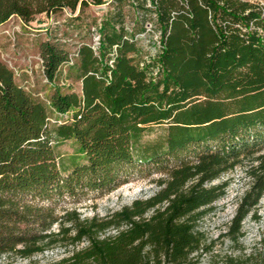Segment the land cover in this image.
Masks as SVG:
<instances>
[{
    "label": "trees",
    "instance_id": "obj_1",
    "mask_svg": "<svg viewBox=\"0 0 264 264\" xmlns=\"http://www.w3.org/2000/svg\"><path fill=\"white\" fill-rule=\"evenodd\" d=\"M103 5L113 9L89 15ZM41 14L42 87L0 55V258L61 248L57 264H200L211 249L199 221L227 187L211 184L249 161L226 233L239 241L264 197V6L0 0V28ZM155 126L165 137L144 147ZM68 140L84 161L63 172L56 145ZM141 164L167 175L149 198L102 218L46 206L116 189ZM225 264H264V252Z\"/></svg>",
    "mask_w": 264,
    "mask_h": 264
},
{
    "label": "rangeland",
    "instance_id": "obj_2",
    "mask_svg": "<svg viewBox=\"0 0 264 264\" xmlns=\"http://www.w3.org/2000/svg\"><path fill=\"white\" fill-rule=\"evenodd\" d=\"M264 6V0H245ZM91 17L98 15L99 10H88ZM48 17L45 14L38 15L32 24L24 26L14 18L8 25L0 28V55L8 64L17 67L22 73L27 69L34 78L40 75L37 47L32 34H38L35 30L48 27ZM19 33L23 35L20 37ZM18 36L20 39H18ZM37 56V57H36ZM37 72V73H36ZM165 126L150 128L143 137L144 147L161 141L166 135ZM79 146L73 140L61 141L56 145V153L63 172L73 168V163L83 162V156L79 155ZM249 161L238 166L233 171L223 174L220 179L211 185L227 183L224 197L219 199L211 207L206 208L207 213L199 221L198 230L204 236V243L210 252H204L200 258V264H225L228 257L239 258L252 256L264 252V197L261 200L257 212L251 214L243 223L244 236L235 241L226 233L231 220L236 214L238 203L245 191L249 188L250 178L247 174ZM167 175L152 165L141 164L130 171L128 181L116 189L106 193L94 192L82 198L80 202L71 199L46 203V206L55 208L56 213L63 215L66 210H77L82 218L94 216L105 217L125 206H130L137 199H146L159 191L158 181L166 179ZM57 229V227H55ZM113 231L111 234H114ZM85 246V245H83ZM68 252L65 249H56L33 257L31 260L15 256L0 258V264H57Z\"/></svg>",
    "mask_w": 264,
    "mask_h": 264
},
{
    "label": "crops",
    "instance_id": "obj_3",
    "mask_svg": "<svg viewBox=\"0 0 264 264\" xmlns=\"http://www.w3.org/2000/svg\"><path fill=\"white\" fill-rule=\"evenodd\" d=\"M93 8H96L97 10H99L98 15H97L99 18L104 17V15L106 14L107 11L113 9V7L110 6V5L109 6L108 5H103V6H99V7H93ZM49 21L50 20L48 19V23H46L47 26L50 23ZM46 30L47 29H42V30H40V32H42L43 35H47ZM24 71H28V70L27 69H24ZM29 75H30V73H29ZM25 77H26V75H25ZM30 77H31V81H34V79H33L34 77L32 75H30ZM36 81H37L36 82L37 87L38 88H41L42 87V77L39 76V78H36Z\"/></svg>",
    "mask_w": 264,
    "mask_h": 264
},
{
    "label": "built area",
    "instance_id": "obj_4",
    "mask_svg": "<svg viewBox=\"0 0 264 264\" xmlns=\"http://www.w3.org/2000/svg\"><path fill=\"white\" fill-rule=\"evenodd\" d=\"M58 24H60V22H58ZM97 40H98V39H97ZM96 45H98V43H97ZM38 60H39L40 67H42V65H43V61L41 60V58H38Z\"/></svg>",
    "mask_w": 264,
    "mask_h": 264
}]
</instances>
